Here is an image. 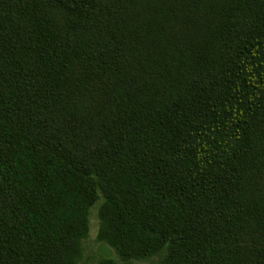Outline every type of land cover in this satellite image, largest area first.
I'll list each match as a JSON object with an SVG mask.
<instances>
[{"label":"trees","instance_id":"obj_1","mask_svg":"<svg viewBox=\"0 0 264 264\" xmlns=\"http://www.w3.org/2000/svg\"><path fill=\"white\" fill-rule=\"evenodd\" d=\"M264 264V0H0V264Z\"/></svg>","mask_w":264,"mask_h":264},{"label":"rangeland","instance_id":"obj_2","mask_svg":"<svg viewBox=\"0 0 264 264\" xmlns=\"http://www.w3.org/2000/svg\"><path fill=\"white\" fill-rule=\"evenodd\" d=\"M97 204L93 206L89 214L88 236L82 242V254L76 264H97L100 257L111 255L117 258L115 252L103 242L98 240L97 234L100 226ZM157 258H145L134 260V264H156Z\"/></svg>","mask_w":264,"mask_h":264}]
</instances>
